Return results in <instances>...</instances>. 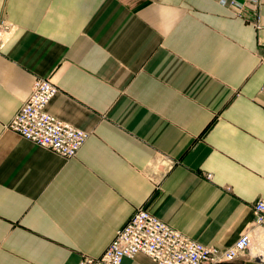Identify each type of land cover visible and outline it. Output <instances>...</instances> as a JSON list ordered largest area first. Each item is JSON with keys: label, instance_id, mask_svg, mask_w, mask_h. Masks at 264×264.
Instances as JSON below:
<instances>
[{"label": "crops", "instance_id": "obj_1", "mask_svg": "<svg viewBox=\"0 0 264 264\" xmlns=\"http://www.w3.org/2000/svg\"><path fill=\"white\" fill-rule=\"evenodd\" d=\"M227 1L0 0V264L100 256L140 207L264 264V0ZM36 78L88 134L73 158L6 128Z\"/></svg>", "mask_w": 264, "mask_h": 264}, {"label": "built area", "instance_id": "obj_2", "mask_svg": "<svg viewBox=\"0 0 264 264\" xmlns=\"http://www.w3.org/2000/svg\"><path fill=\"white\" fill-rule=\"evenodd\" d=\"M256 1V0H250ZM234 5V0H228ZM4 25L0 26V35ZM0 38V49H1ZM264 90V88H262ZM48 78H36L31 92L6 128L19 137L65 158H73L88 134L46 111L58 92ZM252 224L264 227V200L252 206ZM251 246L250 234H242L227 248L204 246L172 229L143 208H137L100 256H83L78 264H121L124 258L142 253L157 264H226L243 256Z\"/></svg>", "mask_w": 264, "mask_h": 264}]
</instances>
